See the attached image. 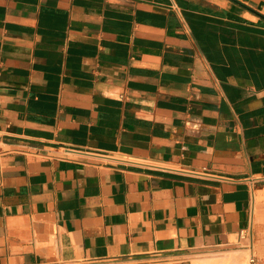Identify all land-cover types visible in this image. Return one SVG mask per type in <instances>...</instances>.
I'll use <instances>...</instances> for the list:
<instances>
[{
    "label": "crops",
    "instance_id": "obj_1",
    "mask_svg": "<svg viewBox=\"0 0 264 264\" xmlns=\"http://www.w3.org/2000/svg\"><path fill=\"white\" fill-rule=\"evenodd\" d=\"M0 148V264H252L264 0H0Z\"/></svg>",
    "mask_w": 264,
    "mask_h": 264
},
{
    "label": "rangeland",
    "instance_id": "obj_2",
    "mask_svg": "<svg viewBox=\"0 0 264 264\" xmlns=\"http://www.w3.org/2000/svg\"><path fill=\"white\" fill-rule=\"evenodd\" d=\"M252 211L254 245L256 241L260 242L259 250H253L252 264H264V190L255 194Z\"/></svg>",
    "mask_w": 264,
    "mask_h": 264
},
{
    "label": "built area",
    "instance_id": "obj_3",
    "mask_svg": "<svg viewBox=\"0 0 264 264\" xmlns=\"http://www.w3.org/2000/svg\"><path fill=\"white\" fill-rule=\"evenodd\" d=\"M2 153V151H1V148H0V154ZM251 260H253V257H252V259Z\"/></svg>",
    "mask_w": 264,
    "mask_h": 264
}]
</instances>
